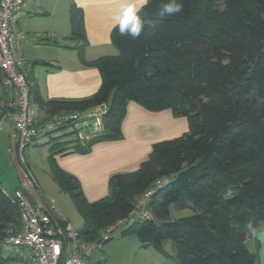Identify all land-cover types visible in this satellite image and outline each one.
I'll return each mask as SVG.
<instances>
[{
	"label": "trees",
	"instance_id": "trees-1",
	"mask_svg": "<svg viewBox=\"0 0 264 264\" xmlns=\"http://www.w3.org/2000/svg\"><path fill=\"white\" fill-rule=\"evenodd\" d=\"M165 2L147 0L136 11L146 21L136 39L121 36L117 23L110 32L117 54L90 61L82 10L70 5L68 40L78 44L81 64L98 70L100 86L83 99L43 101L34 89L29 97L48 119L102 106L106 111L101 131L90 139L50 145L51 177L70 197L87 243L99 241L157 181L167 180L147 203L154 220L127 224L121 237L135 236L140 248L164 257L170 242L178 264H257L259 241L254 253L246 241L264 222V0H180L183 10L173 17L159 15ZM129 102L183 118L187 130L154 143L135 171L110 176L105 198L88 202L54 155L87 154L96 143L122 140ZM170 205L192 214L171 219ZM19 217L0 192V239L19 226ZM15 262L0 253V264Z\"/></svg>",
	"mask_w": 264,
	"mask_h": 264
},
{
	"label": "crops",
	"instance_id": "crops-1",
	"mask_svg": "<svg viewBox=\"0 0 264 264\" xmlns=\"http://www.w3.org/2000/svg\"><path fill=\"white\" fill-rule=\"evenodd\" d=\"M146 1L26 0L25 12L17 22L16 31L22 36L18 55L26 62L23 72L29 90L34 89L43 101L72 100L90 97L100 86L101 78L98 70L82 65L74 49L78 44L68 40L69 10L72 3L82 10L87 40L84 57L90 61L102 56L116 55L117 51L110 42L111 29L118 23L115 17L126 3H132L137 11ZM42 62L47 65H41ZM3 99V90L0 87V108ZM30 104L35 107L32 113L38 126L58 117L48 119L34 102V98L30 99ZM168 118L171 120V129L175 125L179 126V123H183L184 127L182 126L178 132L171 133V129H166L167 125L163 127ZM182 119L172 118L168 111L149 112L129 102L121 123L122 140L96 143L87 154L72 153L71 150H67L65 153L54 155V160L61 170L77 178L85 199L88 202H95L108 195L110 176L135 171L147 159L154 143L176 138L186 132L187 124L185 119ZM43 136L47 138L40 144L36 140L26 149L25 162L36 181L39 202L44 204L48 194L52 198L57 196L50 182L46 179L42 180L38 171L39 160L35 151H39L47 160L49 156L47 149L52 140L49 133L41 137ZM9 145L10 129L8 124L3 122L0 125V153L4 163L8 161ZM31 147L40 148L30 150ZM68 147H70L69 144ZM4 174V168L0 167V184L4 190L8 191ZM57 211L68 221L60 209ZM42 215L46 219L49 216L46 211H43ZM261 240L263 242V239ZM263 244H260L258 251V264H264Z\"/></svg>",
	"mask_w": 264,
	"mask_h": 264
},
{
	"label": "built area",
	"instance_id": "built-area-1",
	"mask_svg": "<svg viewBox=\"0 0 264 264\" xmlns=\"http://www.w3.org/2000/svg\"><path fill=\"white\" fill-rule=\"evenodd\" d=\"M26 0H0V87L3 104L0 108V125L6 122L10 129V145L7 152L17 168L19 187L10 195L0 184V192L19 209V226L10 227L0 239L5 258H14L20 264H89L93 251H101L103 244L113 238L116 229L123 224L153 221L147 209L150 197L167 183L160 180L147 190L125 218L108 227L97 242L87 243L46 199L39 202L37 184L24 160V151L36 139L71 122L75 136L88 140L102 129L101 116L105 107H98L81 114L61 115L51 122L38 126L34 120L29 86L23 72L26 62L18 55L22 36L17 33L18 20L24 15ZM94 119L92 125L77 129L79 120ZM86 130H89L87 133ZM46 211L47 219L42 215Z\"/></svg>",
	"mask_w": 264,
	"mask_h": 264
},
{
	"label": "rangeland",
	"instance_id": "rangeland-1",
	"mask_svg": "<svg viewBox=\"0 0 264 264\" xmlns=\"http://www.w3.org/2000/svg\"><path fill=\"white\" fill-rule=\"evenodd\" d=\"M117 54V52H116ZM34 105L31 104L32 112L34 109ZM173 118V117H172ZM168 121H165L163 127L167 125L166 129H171V120L168 118ZM181 119V118H174ZM183 120V119H182ZM95 122L94 119H84L79 120L76 123L77 129L82 128L85 125H92ZM179 123V122H177ZM182 124V125H181ZM183 123H179L175 125L170 131L178 132L182 129ZM184 127V126H183ZM70 128H60L53 131L50 135L52 141L50 145H53L55 142L66 143L71 142L76 138L75 134H70ZM42 136V135H41ZM39 136L36 140L38 144H40L46 136ZM49 145V146H50ZM47 146V147H49ZM40 147H31L30 150H39ZM49 153V149H47ZM39 160L38 171L42 180L46 179L50 182L54 192L56 193L55 197H50L48 194V199L52 201L57 209H60L62 213L65 214L69 223L76 229H80L82 227V220L77 213L70 197L67 194L60 192L58 186L54 183L49 169V161L44 159L39 153V151H35ZM34 157V156H33ZM49 157V156H48ZM26 159V150L24 151V160ZM26 161V160H25ZM8 165V167H7ZM0 167L4 168V175L6 179L5 186L7 187V193L12 195L15 187H19V176L16 166L11 160L8 154V161L4 163V159L0 153ZM7 167V168H5ZM32 174V173H31ZM33 176V175H32ZM170 218L171 219H179L181 217H186L192 214L189 209H177L174 205L169 206ZM128 225L123 224L120 225L116 231L114 232L113 238L106 243L103 244L101 251H93L89 257L90 264H178L175 258V249L172 247V243H166L164 246L165 251L168 253V257H164L161 253L157 252L153 248L142 249L140 248V244L138 239L135 236L121 237L122 231L127 229ZM255 239H258L260 244L264 243V222H261L255 232L247 241L246 246L250 253L255 252ZM263 239V242L262 240ZM264 247V244H263ZM0 253H4L2 244L0 243ZM171 255V256H170ZM258 264V263H257Z\"/></svg>",
	"mask_w": 264,
	"mask_h": 264
},
{
	"label": "clouds",
	"instance_id": "clouds-1",
	"mask_svg": "<svg viewBox=\"0 0 264 264\" xmlns=\"http://www.w3.org/2000/svg\"><path fill=\"white\" fill-rule=\"evenodd\" d=\"M183 4L180 0H166L159 9V15L173 17L181 13ZM118 22V31L121 36L136 39L141 36L146 21L136 12L132 3H126L115 17Z\"/></svg>",
	"mask_w": 264,
	"mask_h": 264
}]
</instances>
